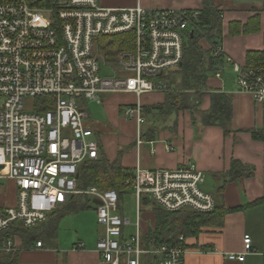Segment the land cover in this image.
Returning <instances> with one entry per match:
<instances>
[{"label": "built area", "instance_id": "2783aa9c", "mask_svg": "<svg viewBox=\"0 0 264 264\" xmlns=\"http://www.w3.org/2000/svg\"><path fill=\"white\" fill-rule=\"evenodd\" d=\"M195 32L233 65L238 88L264 105V74L239 65L221 44L206 38L199 9H150L140 3L109 7L100 0H0V195L9 180L17 187L16 205L0 209V232L13 221L36 227L72 196H90L101 201L97 220L105 231L97 251L107 264H185L184 236L170 243L142 234L141 202L145 194L170 212L213 211L215 197L201 188L204 175L194 162L174 169L136 166L132 188L138 217L135 233L128 236L123 227L130 220L119 212L118 192L80 189L78 178L81 165L100 154L85 103H103L104 94H135L138 101L123 111L136 121L140 146L146 123L140 98L169 90L165 73L182 64ZM115 37L110 51L109 38ZM101 62L114 69V76L101 75ZM214 75L220 77L222 69ZM244 244L245 253L229 258L244 261L253 251L250 234ZM0 251L16 253L15 236Z\"/></svg>", "mask_w": 264, "mask_h": 264}, {"label": "crops", "instance_id": "0c3cea01", "mask_svg": "<svg viewBox=\"0 0 264 264\" xmlns=\"http://www.w3.org/2000/svg\"><path fill=\"white\" fill-rule=\"evenodd\" d=\"M101 1L102 5L109 7L134 6L140 3L150 9L202 8V0ZM214 2L223 11L221 46L236 63L244 66L249 51L264 50V0ZM257 15L260 30L244 32V26ZM200 44L209 49V41L206 39H201ZM236 77L233 65L225 63L220 77L213 74L208 79L210 90L225 92L232 99L233 120L229 135H225L224 130L216 125L203 126L200 121L194 124L191 111L183 110L159 119L155 136L143 138L144 142L138 146L136 122L126 118L123 111L126 105L138 101L135 94H104L103 103H85L87 110L89 102L103 107V119L100 121L94 120L88 110L89 123L100 148L99 157L104 156L111 162L118 161L122 167L132 170L137 165L151 170L174 169L184 163L194 162L204 175L201 188L215 197L216 204L225 209L243 206L238 211L225 213L222 225L203 227L198 235L187 237L185 264H264V204L248 205L264 195V143L255 140L248 131L263 126L264 105L255 102L249 92L240 90ZM164 100L165 92H150L140 98L143 105H155ZM210 105L211 96L206 94L201 110H208ZM148 120L146 118V123ZM233 159L254 166V176L232 181L227 173ZM16 202L17 187L14 181L9 180L4 193L0 195V209L14 206ZM122 204L119 212L125 217ZM97 205L94 198L93 204L89 205L84 204L80 196H72L51 213L44 225H37L40 230H44V238L39 240L43 244L41 247L37 246L39 241L26 246L20 237L15 236L16 253L0 251V264H107L97 251V241L105 231L97 220ZM86 209L95 214L94 228L86 230L84 227V232L76 231L75 235L65 240L60 235L64 221L74 218L73 214L84 216L80 214H85L88 211ZM145 217H148L151 224L145 226L143 235L154 225V212L145 214ZM78 226L82 227L81 223ZM123 230L126 236L134 233H126L125 226ZM246 234L252 237L253 251L246 253L244 261L230 259L228 255L231 253L246 252Z\"/></svg>", "mask_w": 264, "mask_h": 264}, {"label": "trees", "instance_id": "16d2710c", "mask_svg": "<svg viewBox=\"0 0 264 264\" xmlns=\"http://www.w3.org/2000/svg\"><path fill=\"white\" fill-rule=\"evenodd\" d=\"M199 10L200 22L203 23L201 29L205 37L217 44H221L223 38V11L216 5L214 0H202V8ZM248 24L244 26V32H258L260 30L258 15ZM201 38L202 35L198 32L189 36L185 47L184 60L176 71L180 76L179 79H173L171 76L166 78L170 89L165 91L164 102L155 105H144V115L149 119V122L144 124L145 126L143 125V138H153L155 136L158 125H156L157 118L159 121L161 118H166L183 110L191 111L194 124L200 121L203 126L216 125L221 127L225 135L231 133L230 125L233 120L232 99L227 93L210 90L208 87L209 77L222 69L225 63L211 49L201 46ZM117 39L119 38H109L110 51L114 46V41ZM244 66L264 74V50L249 51ZM206 94L211 96V105L208 110H201V103ZM248 131L251 132L255 140H260L264 143V124L262 127H255ZM254 173V166L246 165L240 160L233 159L227 174H229L232 181H236L243 177H253ZM133 179L134 170L124 168L120 162H111L106 157L101 156L87 160L81 165L78 187L84 189L96 186L101 190H116L119 194L121 205L124 195L129 191H133ZM127 182L128 184H126ZM144 204L145 206L150 205L154 212V225L149 229L146 237L170 243H177L180 236L185 238L196 236L203 227L222 225L225 213L238 211L243 208V206H236L225 209L224 206L217 204L215 209L210 212H198L190 209L170 212L152 202L149 198L144 199ZM260 204H264V195L248 205ZM50 217L51 213L48 215L47 220ZM46 222L38 226L44 225ZM38 226L27 227L23 222L13 221L5 230L0 232V245L7 238L14 236L20 237L26 246L37 242L44 238V230H40Z\"/></svg>", "mask_w": 264, "mask_h": 264}, {"label": "rangeland", "instance_id": "374dc122", "mask_svg": "<svg viewBox=\"0 0 264 264\" xmlns=\"http://www.w3.org/2000/svg\"><path fill=\"white\" fill-rule=\"evenodd\" d=\"M101 1V0H100ZM101 4L103 2L101 1ZM102 70L101 75L102 76H114V69L112 67L106 66L103 62H101ZM177 69H171L165 73V75H170L173 79H179V74L176 72ZM170 89V88H169ZM120 94H129V93H120ZM32 99H29L28 102L30 103ZM28 103V106L30 105ZM136 103V102H135ZM133 103V104H135ZM98 104L89 102L88 104V110L91 112L94 120L100 121V119H103V107L97 106ZM155 118V117H154ZM133 120V119H132ZM135 121V120H134ZM158 122V118L156 119ZM136 122V121H135ZM216 197H218V194L215 193ZM147 195L142 196V202H141V231L145 230V226L148 224H151V221L148 219V217H145V214H149L152 212V207L150 205L145 206L144 199ZM82 198V201L84 204H93V198L90 196H80ZM218 199V198H217ZM218 201V200H217ZM123 214L126 218H129L131 223L129 225H125V231L126 233H135V223L137 221V199L135 194L132 191H129L127 194L124 195L123 199ZM88 211H85V214H80L84 216H77V214H73L74 218H68V220H65L63 223V227L60 229V235L64 236L65 240H68L71 236L76 234L77 232H84V227L86 230L90 228H94L95 225V214L93 211L86 209ZM145 213V214H144ZM67 218V217H66ZM81 223L82 227H79L78 224Z\"/></svg>", "mask_w": 264, "mask_h": 264}, {"label": "water", "instance_id": "95a60500", "mask_svg": "<svg viewBox=\"0 0 264 264\" xmlns=\"http://www.w3.org/2000/svg\"><path fill=\"white\" fill-rule=\"evenodd\" d=\"M200 24L202 25L203 23L200 22ZM95 203H96V204H101V201H100L99 199H95Z\"/></svg>", "mask_w": 264, "mask_h": 264}]
</instances>
